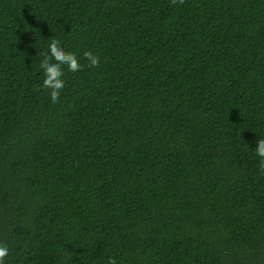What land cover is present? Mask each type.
Segmentation results:
<instances>
[{
    "label": "trees",
    "instance_id": "16d2710c",
    "mask_svg": "<svg viewBox=\"0 0 264 264\" xmlns=\"http://www.w3.org/2000/svg\"><path fill=\"white\" fill-rule=\"evenodd\" d=\"M258 139L264 0H0L5 264H264Z\"/></svg>",
    "mask_w": 264,
    "mask_h": 264
},
{
    "label": "clouds",
    "instance_id": "9594fccd",
    "mask_svg": "<svg viewBox=\"0 0 264 264\" xmlns=\"http://www.w3.org/2000/svg\"><path fill=\"white\" fill-rule=\"evenodd\" d=\"M173 5L183 4L184 0H171ZM48 50L40 53L43 56L40 62V68L43 70V88L49 90V94L53 103L59 101V97L65 83L63 80L66 67L69 71L76 73L81 70V64L77 55L73 52H68L62 47L59 38L52 36L49 38ZM83 58L88 62L89 67H98L100 60L98 55L93 54L89 50L83 52ZM255 154L261 158V171H264V139L257 140ZM9 255V248L6 244L0 243V264H5V258ZM72 255V254H70ZM108 264H117L116 260L110 258Z\"/></svg>",
    "mask_w": 264,
    "mask_h": 264
}]
</instances>
